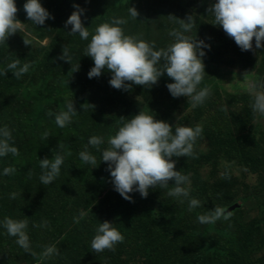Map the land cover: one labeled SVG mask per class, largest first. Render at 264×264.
I'll return each mask as SVG.
<instances>
[{
  "label": "rangeland",
  "instance_id": "obj_1",
  "mask_svg": "<svg viewBox=\"0 0 264 264\" xmlns=\"http://www.w3.org/2000/svg\"><path fill=\"white\" fill-rule=\"evenodd\" d=\"M213 2L40 0L52 18L34 25L26 18L24 0H15V19L22 24L0 42V126L10 131L9 143L20 156L14 161L7 154L11 168H20L25 181L10 183L0 175V220L25 219L30 250L20 248L15 237L0 228V264H264V119L252 112L246 83L264 77V40L260 49L242 52L214 24ZM73 4L84 9L81 19L89 38L98 24L123 18L125 34L154 48L172 43L169 32L179 28L176 19L191 16L192 28L185 35L211 46L202 58L205 75L198 86L209 90L203 102L193 107L186 97H171L165 84L172 81L166 74L150 86L126 82L131 84L127 90L110 87L106 70L88 79L93 64L85 55L88 40L69 35L71 26H64ZM129 7L136 9V19L129 16ZM64 48L67 61L59 58ZM13 62L16 67L8 68ZM23 65L27 70L14 75ZM66 101H73L77 111L69 122L80 136L76 142L96 157V165L84 168L79 159L70 165L63 161L59 175L41 184V156L29 152L28 142L16 140L26 132L27 115L36 112L51 119L48 113L63 110ZM140 111L170 126H201L192 153L171 158L174 170L189 177L188 197L169 196V180L168 186L150 187L144 198L131 193V202L124 200L112 188L100 151L87 145L88 138L97 135L104 138L99 145L103 149L124 120ZM1 162L0 157V170ZM79 167L82 173L75 174L73 169ZM189 198L199 202L191 211ZM216 207L227 211V219L197 222V215ZM80 210L87 215L74 222ZM43 221L47 223L41 227ZM104 221L113 223L123 240L111 250L94 252L90 240ZM46 245H55L57 254L42 258Z\"/></svg>",
  "mask_w": 264,
  "mask_h": 264
},
{
  "label": "clouds",
  "instance_id": "obj_2",
  "mask_svg": "<svg viewBox=\"0 0 264 264\" xmlns=\"http://www.w3.org/2000/svg\"><path fill=\"white\" fill-rule=\"evenodd\" d=\"M22 7L26 18L34 25H43L46 19L52 18L41 6L40 0H24ZM16 11L15 0H0V42H5L22 24L15 19ZM210 12L214 16V24H218L242 52L252 50L253 47H262L264 0H214ZM128 14L132 18L137 17L134 7L128 8ZM83 16L84 9L73 4V11L64 21V26H71L67 32L69 35L78 34L82 40H88L85 55L93 62L86 73L88 79L99 77L101 71L106 70L110 72V87L127 90L131 84H155L162 74H166L172 81L165 84L171 97H186L193 107L203 102L209 90L207 87H198L205 75L202 58L206 55L205 50L211 46L204 39H193L185 35L192 28L191 16L186 20L176 19L179 28H173L169 32L173 41L164 48H154L150 42L138 36L125 34L121 28L126 22L123 18H113L111 22L98 24L89 38V31L82 24ZM168 17L173 18L171 15ZM23 43L28 44L26 40H23ZM59 58L67 61L66 48L62 49ZM15 67V62L8 65L10 69ZM27 68L28 65H23L13 74L19 76ZM77 68L78 64L75 70ZM246 83L248 94L252 98V112L264 119V82L257 78ZM76 113L73 101H66L63 110L48 114L53 117L56 126L62 128ZM201 131L199 124L170 126L167 121L154 119L153 115L140 111L124 120L118 130L107 138L106 147L103 149L99 148V145L104 143L101 136H90L87 145L100 151V161L106 162L105 170L109 174L112 188L124 200L131 202V193H138L144 198L150 187L168 186L169 180L173 181L168 191L169 196L188 197L189 177L174 170L175 160L171 158L190 155L193 143ZM47 136L45 131L42 138ZM9 140L10 131L6 126H0V157L17 153L16 147L10 144ZM62 147L57 145L51 159L39 160L42 170L39 176L41 184H50L59 175L65 155L59 150ZM78 157L84 163L96 165V157L88 152L87 148L78 152ZM12 171L13 168L4 167L0 170V175H7ZM11 195L14 197L15 193ZM198 204L197 199L189 198L188 210L191 211ZM86 215V211L80 210L78 216L73 217V221L78 222V219ZM222 216L227 219V211L216 207L205 214L197 215L196 219L201 224L214 223ZM46 223L43 221L41 227ZM26 226L25 219L17 220L6 216L0 220V228H3L7 235L15 237V243L28 252L30 243L25 231ZM122 240V234L113 223L104 221L98 223L90 240V248L94 252L111 250ZM57 252L55 245H46L40 256L46 258Z\"/></svg>",
  "mask_w": 264,
  "mask_h": 264
},
{
  "label": "trees",
  "instance_id": "obj_3",
  "mask_svg": "<svg viewBox=\"0 0 264 264\" xmlns=\"http://www.w3.org/2000/svg\"><path fill=\"white\" fill-rule=\"evenodd\" d=\"M149 1V0H145ZM144 3V1H143ZM148 9L143 10L141 14H144ZM138 23H133L134 27H137ZM27 106L31 105L30 103H26ZM39 105H41L39 103ZM48 107L47 105H45ZM33 107V106H31ZM42 108V109H41ZM42 113H46V108L41 107ZM25 125L27 127L25 128L26 132L19 133L20 136L16 140V142H28L29 143V152L31 151H37V154H39L40 159L43 158H52V155H54V151L57 149V145H62L63 147L59 150L65 154L64 155V161L67 162L69 165L72 162H75V159H79L78 152L82 151L83 146H79L77 144V140H80V136L76 135V131H74V126L70 125V123H67L64 127H57L54 123V119L51 116V119L49 116H43L38 115L36 112H34L32 115H27L25 117ZM47 131L48 136L47 138H42V134ZM20 139V140H19ZM26 154V153H25ZM19 153L15 155H12V159L14 161L19 160L20 158ZM39 159V160H40ZM1 164L4 167H11V161L9 158H7V154L3 157H1ZM80 160V159H79ZM81 161V160H80ZM8 163V164H7ZM84 168H90V165L87 163H84ZM82 169L74 168L73 172L75 174L82 173ZM18 172V176L16 175ZM20 168H17L16 170L10 172L7 175H3L2 180L3 181H10L12 183L13 181H17V183H23L25 179L21 176H19ZM115 205V204H114ZM108 210V208L106 209ZM220 259V258H219Z\"/></svg>",
  "mask_w": 264,
  "mask_h": 264
},
{
  "label": "water",
  "instance_id": "obj_4",
  "mask_svg": "<svg viewBox=\"0 0 264 264\" xmlns=\"http://www.w3.org/2000/svg\"><path fill=\"white\" fill-rule=\"evenodd\" d=\"M262 82H264V77L261 79Z\"/></svg>",
  "mask_w": 264,
  "mask_h": 264
}]
</instances>
